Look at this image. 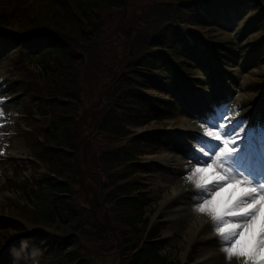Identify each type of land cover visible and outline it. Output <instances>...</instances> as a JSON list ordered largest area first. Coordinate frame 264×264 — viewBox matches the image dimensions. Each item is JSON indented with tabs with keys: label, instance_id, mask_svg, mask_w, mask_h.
<instances>
[{
	"label": "trees",
	"instance_id": "1",
	"mask_svg": "<svg viewBox=\"0 0 264 264\" xmlns=\"http://www.w3.org/2000/svg\"><path fill=\"white\" fill-rule=\"evenodd\" d=\"M16 1L8 0L0 5V62L14 67L19 74L18 78L7 83V92L18 94L25 91L36 103L35 112L44 116L50 112L52 116L44 122L31 117V123H45L36 128L41 137L34 141V153L46 173L34 180L33 188L23 189L29 204L18 205L19 213L14 214L15 218L37 230H29L17 221L0 223V238L4 234V240H8V228L13 224L16 225V236L12 240L18 238L0 264L8 262L11 255L22 249L28 250L36 264H91L92 255L88 254L80 239L88 240L89 233L95 236L101 233L98 225L102 227L103 223L97 219L101 211L79 207L74 200L75 179L79 172L83 174L85 171L83 176L89 180L92 175H100L101 171L105 173L109 189L105 201L114 211L131 209L122 219L125 239L121 249L125 248L123 255L130 258L129 264H181L167 261L160 253L167 242L157 232V224H152L145 214L146 206L152 201L148 198L146 185L139 183L137 177L138 173H148L154 167L135 161L156 150L160 144H169L171 136L161 132L148 137L140 135L131 138L128 146L97 151L92 163H80L81 144L77 141L73 124L76 111H70V102H81L80 93L72 85H78L77 82L89 70L85 68V59L70 45L74 41L72 38L88 42L90 31L98 23L99 10L108 7L122 9L126 7L125 0L17 1L21 4ZM165 4L172 5L170 2ZM240 7H247V11L253 7L250 8L253 16L249 24L254 29L258 23L262 25V33L259 43L250 42L236 49V39H219L206 27L211 23L217 25L219 20ZM166 13V21H161L154 29L145 28L147 34L133 41L142 50L133 57L128 74L123 76L127 88H116L118 94L111 112L97 121L98 132L119 134L126 131L122 126L118 129L120 123L138 127L173 118L171 114L176 109V101L170 98L174 97L160 92L168 100L164 97L159 100L152 88L156 89L155 92L162 90L171 94L177 88H187L186 80L194 81L192 77L198 72L211 75L210 58L213 54L219 55L216 72L220 75H226L223 67L234 63L238 57L254 59L260 56L264 59V10L260 0H177ZM158 19L159 16L154 18ZM15 23L16 29L9 31V24ZM77 27H80L78 32ZM200 31L207 35L211 44L198 35ZM244 52L246 55H242ZM32 107L28 108L29 112L34 111ZM88 179L82 181L88 182ZM29 183L30 180L23 181L27 187ZM113 227L111 223L112 232ZM125 227L127 231H124ZM103 230L108 233V226L104 224Z\"/></svg>",
	"mask_w": 264,
	"mask_h": 264
},
{
	"label": "rangeland",
	"instance_id": "2",
	"mask_svg": "<svg viewBox=\"0 0 264 264\" xmlns=\"http://www.w3.org/2000/svg\"><path fill=\"white\" fill-rule=\"evenodd\" d=\"M6 1L8 0H0V5L1 2L5 3ZM17 1L23 2L25 0ZM17 1L16 3H20ZM125 2L126 7L122 9L108 7L99 10L100 14L96 28L90 31L91 39L87 42L78 38H72L74 44L70 45L73 51H76L85 59V68L89 70V72H86L85 77L77 82L78 85H72L73 89L80 93L81 102L77 104L70 102V111L72 113L76 111V114L73 116V124L77 141L81 144L80 163H92V160L95 159L94 154L97 151H107L123 145L128 146L131 144V138L140 135L148 137L161 130L169 131L171 133V143L169 145H163L159 149L153 150L155 153L152 154L156 155H146L145 157H138L135 160L136 162L146 160L148 162L147 165L156 169L150 170L148 173H138L137 177L139 183L143 184V186L146 185L148 198L152 201L146 206L145 214L152 220L151 222L157 223V232L167 242L160 252L167 258V261L186 263L188 260H195L194 264H214L211 262H199L197 257L204 248L214 249L218 243H221L217 232H215L216 237L196 242L193 245V249H188L186 237L181 228L183 227L182 222L179 218L173 222L168 217L169 212L162 209V201L168 194L171 195L173 193V187L177 185V180L174 177L175 173L162 160L169 153H176L182 162H192L194 167L205 168L209 174L215 171V176H225L226 174L220 166L219 160L216 162L208 160V163L213 164V167L209 169L207 168V164H195L191 157L197 152V146L200 143L202 135L201 131L206 130V122L211 117L218 116L221 111L224 112V120L222 122L226 123V125L231 119L229 113L235 116V121L246 122L244 131L237 136L238 144L233 145L230 140L226 141L222 137L221 141L216 142L221 147H223L224 143H228L229 148L239 147L240 150H243L246 147V143L243 144L244 134L249 130L255 129V123L258 120L264 126V62L254 60L245 63L242 59L234 67H231L229 63L225 64V69L228 72H233V77L227 82L224 81L225 83L222 82L220 83L221 85L218 83L211 87L205 83L196 88L198 90L196 94H201V96L209 93L218 95V91L221 89L223 99L215 101V103H220L218 106L214 105L215 103L207 101L211 106L205 103L207 108L205 110L201 107L198 96L195 99L191 96V99H189V111L175 113V119L165 121V127L157 122H153L149 126L138 127L120 123L118 129L122 126L126 130L124 132L129 130L130 132L127 134H124L123 131L119 134L100 133L96 128L97 121L103 120L104 116L111 112L112 106L116 103L115 95L118 94L116 88L120 86L123 89L127 88L123 76L128 74V68L134 60L133 57L138 56L139 51L142 50V47L139 49V46L133 44V41L140 38V35L147 34L144 33L145 28L154 29L161 21H166L168 18L166 10L174 5V3L176 4L177 0H125ZM166 2H170L172 5L169 7V5L165 4ZM260 3L264 10V0H260ZM159 9L162 11H159ZM156 16H159L158 20H154ZM15 25L16 23L9 24L8 29H16L17 25ZM223 26L222 28L213 27L211 35L227 40L230 37H234L232 34L241 32L243 25L233 26V20L230 19L226 20ZM79 28H75L76 32H78ZM252 29V25L247 27L246 32L250 33L246 36V40L251 41L252 38L257 36V32L251 31ZM239 38L241 39V35H239ZM244 43L245 40H242V44ZM139 44L141 45V43ZM127 62L128 66L126 67ZM4 68L0 66V218L10 217L17 219L15 215L19 213L18 205H27L23 189L33 188L35 184L34 180L46 173V168L41 162L36 161L38 159L35 158L34 153V141L38 137H41V132L39 133L36 128H39L40 125L44 126L45 123H31V117L39 122H44L48 119L50 120L52 113L48 112L44 116L41 115L42 113L35 112L36 103L29 99V95L25 91H22L18 96L9 97L4 92L5 87L2 85V76L4 77L6 73ZM137 70L139 71V69ZM74 74L76 73L74 72ZM198 76H201V74H198ZM17 77L18 75H15L13 78ZM199 78L203 82L207 81L205 75ZM140 89L141 91L144 90L142 87ZM152 89H154V92L153 90H149V92H153L157 96V99L160 100L162 96L159 91L155 92L156 89ZM178 97L179 95H177ZM30 106H33L31 110L34 111L29 112L28 108ZM194 111L201 113V115ZM113 116L114 114L112 113L111 118ZM19 129L22 130V133H19ZM31 129L33 130L32 132L30 131ZM189 129H192V131H189ZM194 129L197 130V134L194 133ZM24 132H28L29 134L24 135ZM113 132H116V130ZM199 159H204V157L200 156ZM85 173L86 171L83 174ZM83 174L79 172L77 179H75L77 184L74 187L78 191L75 189L74 200L77 201L79 207L94 208L98 212L101 211L102 214L97 219L103 223L102 227L98 225V229L100 227V230H102L101 233H96V236L89 233L88 240H85L84 237L80 239V242L82 241V244L87 247L88 254L92 255L91 264H129L130 258L123 255L125 248L121 249L123 248V241L125 239L122 232L124 228L122 219L124 216L129 215L131 209H123L122 212H117L105 201L109 190L107 188L105 173L101 171L100 175H92L90 180L83 176ZM189 174L188 171H185L181 177L185 179ZM25 179L31 181L28 187L23 184ZM83 179H88L89 181L83 182ZM89 182H91L90 185ZM254 186L255 184L246 185L245 190ZM227 187H229L228 194L224 197L221 191L227 189ZM216 192H220L219 195L208 196L207 199L216 201L219 207H223L227 196L232 193H240L241 188L235 182L229 183L227 179L218 180ZM188 195L182 188L181 197L183 204L175 205L174 210H178L179 212L181 207H186L187 209L188 204H185L184 201L186 203L195 202L187 198ZM194 212L193 209L190 213ZM263 212L264 210L261 213ZM84 214L87 215V213ZM180 219L183 220L184 218ZM208 220L212 222L210 216ZM20 222L29 230L37 229L34 226L31 227L25 224L23 220H20ZM111 223L115 226L113 227V232L110 229ZM104 224L109 228L108 233L103 230ZM15 226L14 224L9 226L8 240L16 236V232H14ZM258 228V224H256L254 228L252 227L253 231L251 230L247 235H242V237L245 236L246 242L250 239L252 232ZM89 230L93 231L92 229ZM124 231H127L126 227ZM169 231H172V234H168L167 232ZM7 244L8 241L7 239L4 240L3 234L0 238V257L1 253L6 249ZM218 259L219 262L217 264H226L222 254L219 255ZM225 259L227 260V257ZM8 264L34 263L28 260L27 254L24 253L19 257L13 258Z\"/></svg>",
	"mask_w": 264,
	"mask_h": 264
},
{
	"label": "snow or ice",
	"instance_id": "3",
	"mask_svg": "<svg viewBox=\"0 0 264 264\" xmlns=\"http://www.w3.org/2000/svg\"><path fill=\"white\" fill-rule=\"evenodd\" d=\"M229 115L231 119L227 125L222 122L223 111L206 122V130L202 132L197 152L191 159L197 165L207 164L209 169L213 164L208 163V160H219L226 175L218 179L238 183L241 196L235 202H231L229 198L223 207H219L218 202L207 199L208 196L219 195L216 192L218 180L215 178V171L209 174L205 168L193 167L191 174L185 179L194 184L198 193L194 211L207 213L211 217L221 243L225 245L222 251L227 254L228 259L243 256L245 264H264V219L250 251L242 250L244 245L239 239L252 230L261 208L264 207V126L244 134L246 147L243 150L239 147L229 148L228 143L221 147L216 142L221 141L222 137L237 145V136L244 131L246 125L245 121H235V116L231 113ZM200 156L204 159H199ZM253 184L254 187L245 190L246 185Z\"/></svg>",
	"mask_w": 264,
	"mask_h": 264
},
{
	"label": "bare ground",
	"instance_id": "4",
	"mask_svg": "<svg viewBox=\"0 0 264 264\" xmlns=\"http://www.w3.org/2000/svg\"><path fill=\"white\" fill-rule=\"evenodd\" d=\"M189 131H192V129H189ZM196 131L197 130L194 129V132ZM162 161L167 163V166L175 173L174 177L175 180H177L176 182L177 185L173 187V193L171 195L168 194L165 197V199L162 201L161 207L163 210L169 212L168 217L173 222H175V220L179 218V220L183 224V227L181 228L186 237L187 248L193 249V245L196 242L205 241L210 238L216 237L215 236L216 230L214 229L213 221L211 222L208 220L209 215L207 213H198L196 211L194 213H190L196 207V204L198 202L196 197L198 196V193L195 190L194 184L186 179H183L181 176L185 171H188L191 174L194 164H192V162H187V161L182 162V160L179 158V156L176 153L173 154L169 153L163 158ZM219 177L220 176H215L217 180H219L218 179ZM229 183L232 184V181L229 180ZM182 188L183 190L186 191V194L187 193L189 194L187 198L195 202L186 203L184 201L185 204H188V208L186 209V207H181V210H179L178 212V210H174V206L177 204H183L182 201L183 199L181 197ZM221 193L224 197H226V195L228 194V187L227 189L222 190ZM229 198L231 199V202H235L237 200L236 194L229 196ZM229 198L227 199V201H229ZM258 202L259 200H257V203ZM263 208L264 207H262L261 209ZM180 218H184V219L181 220ZM262 219H264V214L261 215V211H260V214L258 215V218L255 224L253 225L254 228L255 225L258 224L259 228L256 229L254 232H252L248 242H246L245 236L240 237V240L244 245L242 249L243 251L251 250L252 245L254 243V238L259 234ZM167 233L172 234V231H169ZM224 246H225L224 244L218 243L214 249L204 248L197 257L199 262L202 261V262H208V263L211 262L217 264L219 262L218 257L219 255L222 254V257L226 261V264H245V258L243 256L240 257L233 256L232 259L229 260L227 254L222 251V248ZM225 257H227V260L225 259Z\"/></svg>",
	"mask_w": 264,
	"mask_h": 264
}]
</instances>
